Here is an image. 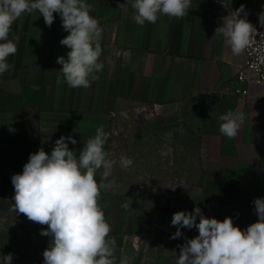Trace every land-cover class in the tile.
<instances>
[{
  "label": "crops",
  "instance_id": "obj_1",
  "mask_svg": "<svg viewBox=\"0 0 264 264\" xmlns=\"http://www.w3.org/2000/svg\"><path fill=\"white\" fill-rule=\"evenodd\" d=\"M86 2L94 6L91 15L103 29L104 68L89 88H69L64 82L56 61L70 49L60 44L68 33L59 14L54 13L51 27L35 11L12 25L9 38L20 37L17 53L8 58L14 68L0 75V257L12 253V264H43L51 240L40 235L47 225L12 211L11 177L22 172L29 155L40 148L50 154L61 136L74 137L75 145L66 142L79 152L103 127L110 134L104 150L111 158L114 116H122L130 104L182 118L200 140V192L180 202L175 212L198 206L207 217H232L241 229L256 222L253 201L264 198V86L240 85L237 74L245 54L233 56L222 37H212L222 18L242 4L241 17L246 14L260 25L264 0H192L183 18L160 16L142 27L132 20L127 0ZM238 88L246 97L235 94ZM228 110L245 117L231 140L219 132L218 117ZM104 173L101 168L95 174L98 183L107 185L98 205L116 240V264L123 257L131 258L130 264H175L179 245L198 230L182 228L184 235L171 239L176 226L162 230L142 210L125 209L128 201L112 194L113 183Z\"/></svg>",
  "mask_w": 264,
  "mask_h": 264
},
{
  "label": "clouds",
  "instance_id": "obj_2",
  "mask_svg": "<svg viewBox=\"0 0 264 264\" xmlns=\"http://www.w3.org/2000/svg\"><path fill=\"white\" fill-rule=\"evenodd\" d=\"M127 3L133 10L132 20L141 27L146 22L156 23L160 16L181 19L192 7V0H127ZM34 11L43 16L48 27L55 20L54 13L59 14L68 33L60 44L70 50L66 57L59 56L56 61L62 65L64 82L69 88L91 87L104 68L100 61L103 29L91 15L94 6L86 0H0V75L14 68L8 58L17 53L20 37L9 38L12 25ZM244 12L242 4L222 18L212 37H222L233 56L244 54L257 41V28L246 14L241 17ZM258 19L264 27V12L258 14ZM259 35L260 40L264 39V32ZM218 119L219 132L231 140L239 135L245 117L238 110H228ZM109 135L103 127L97 128L95 136L89 137L79 152L70 149L66 142L75 145L74 137L61 136L50 154L43 148L31 153L22 172L11 177L15 192L12 211L47 225L40 233L51 237L43 252V264H116V240L110 237L111 224L98 205L101 190L107 185L95 179L98 170L103 168L107 175L116 164L104 150ZM253 155L257 157L255 150ZM132 163L124 156L119 159L123 169ZM253 204L258 219L246 229L234 225L232 217L223 220L207 217L198 206L191 212L173 213L171 225L177 231L171 239L183 236L182 228L198 230L197 236L179 245L175 264H264V198H256ZM130 259L123 257L119 264H130ZM0 260L12 264L13 254Z\"/></svg>",
  "mask_w": 264,
  "mask_h": 264
},
{
  "label": "rangeland",
  "instance_id": "obj_3",
  "mask_svg": "<svg viewBox=\"0 0 264 264\" xmlns=\"http://www.w3.org/2000/svg\"><path fill=\"white\" fill-rule=\"evenodd\" d=\"M121 156L133 163L119 166ZM108 171L112 194L140 209L162 230L171 231L180 202L196 198L202 183L200 140L182 118L135 104L114 116L113 154ZM172 187V188H171ZM175 188V189H173Z\"/></svg>",
  "mask_w": 264,
  "mask_h": 264
},
{
  "label": "built area",
  "instance_id": "obj_4",
  "mask_svg": "<svg viewBox=\"0 0 264 264\" xmlns=\"http://www.w3.org/2000/svg\"><path fill=\"white\" fill-rule=\"evenodd\" d=\"M257 28L256 42L245 51V63L238 70L237 82L240 85H261L264 86V63H261V60H264V39L260 40L259 33L264 32V27L260 25H255ZM254 65H258L254 67ZM235 94L246 97L245 89L238 88L235 90Z\"/></svg>",
  "mask_w": 264,
  "mask_h": 264
}]
</instances>
